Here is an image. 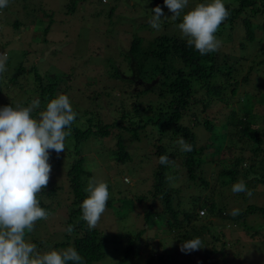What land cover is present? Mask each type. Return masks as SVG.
<instances>
[{"label": "trees", "instance_id": "1", "mask_svg": "<svg viewBox=\"0 0 264 264\" xmlns=\"http://www.w3.org/2000/svg\"><path fill=\"white\" fill-rule=\"evenodd\" d=\"M243 1L236 0L233 5L225 4L230 15L215 34L222 41L220 48L215 52L200 55L194 47L188 46L186 39L159 35L154 38L148 49L139 47L137 38H133L125 48L105 46L104 56L97 52L99 58L83 65L85 73L93 74L86 85H100L102 92L94 91L87 96V100L93 104L90 109L76 107L80 110V115L71 125V135L65 140L67 153L63 157L70 158L71 152L75 155L81 154L82 144L91 139L99 140L112 136L116 146L115 159L119 164H124L130 160L126 147L131 139L127 138L126 143L121 137L126 134L130 138H135L134 141L142 143L144 140L145 145L153 144L158 156L157 163L151 167V176H145L142 181L136 182L134 187L123 188L119 181H114L113 185L108 184L109 200L102 217L107 218L115 226L112 230L115 233L109 240L114 242L118 236V240L127 241L116 264L139 259L136 257L135 249L138 246L133 245L128 237L133 231L123 228L124 223H129L128 213L136 204L143 207V225L155 226L169 233L170 231L177 233L181 229L180 234L188 239L202 232L211 235L209 230L212 222L209 219H202L206 214L207 217H217L222 222L230 221L234 225H244V216L247 214L259 212L264 217V207H258L253 202L248 203L237 216L224 213L225 199H218L219 191L215 193V197L212 196L213 191L208 189L209 180L201 176L203 162L200 163V156L205 152L203 149L211 150L208 153L209 162L217 155H225L224 151L227 150L229 151V157L225 158L227 163L218 164L220 168L215 175L217 187H232L238 180L243 179L254 198L259 197L264 202V90L258 89L256 93L251 94L244 89L238 93V89L245 87L249 81L264 87V43L247 56L243 53L236 54L227 47L231 41L232 44H238L241 50H245L244 42L257 44L263 40L264 22L259 23L257 16L263 10L261 6H264V0H250L246 3ZM1 12L4 11L0 9ZM11 25L13 26L14 22H11ZM235 27L241 29L236 36L235 31L238 29ZM230 32L233 34L229 37L227 33ZM5 44L4 40L0 42V53L5 51ZM8 57L9 60L10 53ZM100 66L102 72L99 74L96 69ZM31 67L29 71L36 82L34 90L41 102L34 110L35 116H38L39 110H46L52 99L60 94L67 95L70 84L66 88L60 87L57 78L61 75H44L42 80L35 72L34 66ZM90 67L92 71H89ZM13 69L15 75L28 73L21 61L14 63ZM64 76L61 77L67 80L71 78V75L69 78ZM9 81L15 83L14 78ZM112 83L114 86L110 85ZM3 89L1 88L0 92ZM114 91L117 93L116 96ZM148 95L153 97L152 101L144 105L137 101L139 97ZM257 96H260V99L257 98L253 102ZM11 100L8 101L10 105ZM228 104L231 105L230 109L226 107ZM197 107L199 111L196 110ZM207 108L213 109L210 116L206 114ZM73 109L75 110V107ZM103 114L105 115L101 116ZM108 116L111 118L105 122ZM185 120L191 126L184 125ZM198 125L207 132V137L203 146L196 147L195 137L198 130L193 127ZM229 126L231 130H228ZM181 136L191 144L192 151L180 150L176 141ZM161 155L170 157L168 165L159 163ZM83 157L73 159L71 157V163L62 168L67 179L66 195L69 200L68 206L65 207L66 220L62 239L48 244L49 248H39L40 244L36 246L41 253L73 246L83 257L84 264H98L104 258L106 239L98 228L89 230L87 223L81 219L80 206L88 196L85 191L88 181L100 179L107 182L105 177L107 175L92 174L89 164L88 168L84 167ZM88 158L89 161H93L91 157ZM146 160L148 159H145V162ZM178 165L185 180L181 187L173 188L170 183L171 177L179 179L175 171ZM115 174L121 173L116 170ZM147 181L150 185L144 191ZM138 189L143 190V193H137ZM184 189L186 194L183 192ZM134 190L137 194L133 193L130 197L125 195ZM206 190L210 193L207 194ZM259 190L262 191L258 194ZM121 194L123 196H119ZM252 195L248 197L244 193H239L236 200L243 199L246 202L253 197ZM69 225L73 228L70 235L65 232ZM119 229L125 232L116 233ZM142 232H138L135 238L141 236ZM255 234L254 232L251 236ZM28 236L30 233L26 230L25 238ZM161 256L156 258L157 263L166 264ZM152 259H145L143 264H154Z\"/></svg>", "mask_w": 264, "mask_h": 264}, {"label": "rangeland", "instance_id": "2", "mask_svg": "<svg viewBox=\"0 0 264 264\" xmlns=\"http://www.w3.org/2000/svg\"><path fill=\"white\" fill-rule=\"evenodd\" d=\"M235 1L223 0L224 4L229 5H233ZM248 1L250 0H244L243 2L246 3ZM210 2L211 0H188V5L181 13L180 18L164 19L160 29L156 30L149 24L153 8L156 6L162 8L164 12L162 19L165 17L170 18L172 15L168 8L164 6V0H9L7 7L0 8L4 11L0 13V42L4 40L6 43L3 53H10V59L7 61V71L0 74V89L6 88L0 92V108L9 106L8 101L10 99H12L11 103L14 108L17 106H28L35 100L40 101L38 93L34 90L36 82L33 81L29 71L32 68L31 66H34L35 72L41 78L44 75H65L64 77L69 78L71 75L70 80L58 76L57 84L62 88H66L70 84V88L67 89V95L72 107H75L74 111L79 116L80 110L76 107L90 109L93 104L87 100V96L94 91L96 93L102 92L100 85H86L90 80V76L93 75L84 72L83 65L86 62H91V60L99 58L100 55L104 56L103 48L105 46L128 47L129 42L133 38L139 40V47L142 49L150 48L154 38L159 35L186 39L178 28L179 23L182 22L183 15L194 9L198 4ZM258 7L260 8V5ZM261 9L263 10L257 16L259 23L264 22V6H261ZM253 13L255 14L256 12ZM11 22H14L13 26ZM256 26L258 27L259 25ZM235 28L238 30L235 31L234 36L241 31L238 27ZM227 34L230 37L233 33ZM229 43L227 46L229 47L228 50L234 51L239 55L243 53L244 56H247L258 47H262L264 37L257 44L244 42L245 50H241L238 44H232L231 41ZM97 52H100V55ZM19 61L25 66L27 74H14V63L17 64ZM92 70L90 67L89 71ZM105 70L106 68L104 67ZM96 72L100 74L102 66L97 67ZM13 78L15 83L9 81V79ZM250 80H252V77ZM253 83L249 81L245 87L238 89V93H241L244 89L251 94L253 92L256 93L258 89L264 90L261 84ZM110 85L114 86L113 83ZM250 86H253V88ZM114 94L115 96L117 95L115 91ZM257 98L260 99V96L255 97L253 102ZM152 100L153 97L151 95L141 96L137 99L143 105ZM99 106L102 107L100 103ZM226 107L230 109L231 105L228 104ZM109 108L112 109V107ZM196 110L199 111V107ZM42 111L43 109H40L39 113ZM102 112L104 111L102 110ZM212 112V108H207V115L210 116ZM108 113L109 115L111 114L110 112ZM32 115L38 118V116H35L34 111ZM110 118L111 116H108L105 122H108ZM186 121H183L184 125L191 126ZM193 128L198 130L195 137L196 147L203 146L206 143L207 132L199 125ZM228 130H231L230 126ZM121 137L126 143L127 138L131 139L126 147L130 160L125 161L124 164H119L115 159L114 151H116V146L115 139L112 136L99 140L91 139L89 142L82 144L81 154L75 155L71 152L70 158L84 156V167L88 168L89 164L91 166L90 171L95 176H99L101 173L106 174L107 176L105 177L110 185H113L114 181H119L121 187H134L133 185L142 181L145 176H151V167L157 163V152L153 144L145 145L144 140L142 143L134 141L135 138H130L127 134ZM203 150L205 152L200 156V163L203 162L201 176L209 180L208 189L213 191L212 196L215 197V193L219 191L220 196L218 199H225L224 213L230 214L234 209H239L240 213L251 202L258 207H264V202L259 197L255 199L252 195L253 197L249 201L245 202L243 199L240 201L236 200L239 193H233L232 187H217L214 179L220 168L218 164L224 165V163H227L225 158L229 157V151L225 150V155H217L209 162L208 153L211 150ZM66 153L67 149L59 154L50 150L49 163L52 166V171L49 183L41 193L37 194L40 206L48 211L49 216L45 220L37 221L34 229L29 232L30 236L25 239L31 243L40 244L41 247L39 248H49L47 247L48 244L60 241L63 236L64 222L66 220L65 207L68 206L69 200H67L68 197L66 195L68 190L67 179L64 177L65 172L62 168L65 165H69L72 160L63 157ZM88 157H91L93 161H89ZM145 159L148 160L145 162ZM242 167L244 166L242 165ZM116 170H119L121 174H115ZM175 171L179 179L175 176L171 177L172 182L170 183L173 188L181 187L185 180V178L183 179V171L180 165H178V168L176 167ZM149 185V181H147L144 191L147 190ZM258 189H261V187H258ZM261 191L259 190L257 193L259 194ZM183 192L186 194V189ZM133 193H136L135 190L124 194L130 197ZM137 193L141 194L143 190L138 189ZM206 193L209 194L210 192L206 190ZM46 195H49V197H46ZM119 196H123V194ZM115 213L118 214L117 212ZM142 215V205L136 204L134 209L128 213L129 223L123 224L124 229L127 228L131 232L133 231V234L128 237L133 245L136 244L138 246L135 249L137 250L136 257L139 258L129 260L125 264L133 262L143 264L144 260L148 258H153L152 262L155 264L159 255H162V261H166V264H264V217L259 212L244 216V225H234L230 221L222 222L217 217H207L206 214V217L202 219H209L212 222L209 230L211 235L207 232H202L189 239L184 238L180 234L181 229L177 233L172 231L169 233L155 226L147 227L143 225ZM115 218L118 219L117 217ZM96 228L100 230V233L106 239L103 250L104 258L98 264L118 263L122 250L127 245L126 239L118 240L117 236L114 242H110V237L115 233V231H112L115 226L102 216ZM122 231L125 232L119 229L116 233ZM140 231H143L142 235L135 238ZM254 232L256 234L251 236ZM196 237H199L202 241L200 249L190 252H182L180 250L185 241Z\"/></svg>", "mask_w": 264, "mask_h": 264}, {"label": "clouds", "instance_id": "3", "mask_svg": "<svg viewBox=\"0 0 264 264\" xmlns=\"http://www.w3.org/2000/svg\"><path fill=\"white\" fill-rule=\"evenodd\" d=\"M7 5L8 0H0V8ZM187 5L188 0H164L171 17L162 19L164 12L156 6L151 10L150 26L159 30L164 19L180 18ZM229 15L223 0H211L184 14L178 28L188 46L206 55L220 48L222 41L215 34ZM8 58L6 52L0 53V74L7 71ZM39 104L40 101L35 100L28 106L0 108V264H84L83 257L73 246L41 253L36 244L25 239L26 230L31 232L37 221L49 216L37 198L49 183L52 171L49 152H64L65 140L71 135V125L78 115L66 94L52 99L36 118L32 113ZM176 143L182 152L192 151L191 144L182 136ZM159 163L168 165L169 157L161 155ZM85 191L88 196L80 206L81 219L92 230L106 210L109 186L106 181L90 179ZM232 192L252 195L243 179L233 184ZM230 214L239 215V209ZM72 231L71 225L65 229L69 235ZM201 244V239L196 237L185 241L180 250H198Z\"/></svg>", "mask_w": 264, "mask_h": 264}, {"label": "built area", "instance_id": "4", "mask_svg": "<svg viewBox=\"0 0 264 264\" xmlns=\"http://www.w3.org/2000/svg\"><path fill=\"white\" fill-rule=\"evenodd\" d=\"M201 214H202V212L200 211V212H199V215H201Z\"/></svg>", "mask_w": 264, "mask_h": 264}]
</instances>
